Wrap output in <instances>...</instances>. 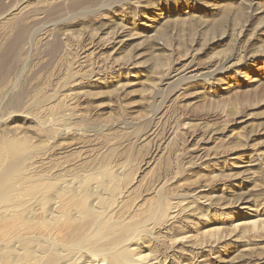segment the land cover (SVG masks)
I'll use <instances>...</instances> for the list:
<instances>
[{
    "label": "rangeland",
    "instance_id": "obj_1",
    "mask_svg": "<svg viewBox=\"0 0 264 264\" xmlns=\"http://www.w3.org/2000/svg\"><path fill=\"white\" fill-rule=\"evenodd\" d=\"M114 237L264 264V0H0V264H109Z\"/></svg>",
    "mask_w": 264,
    "mask_h": 264
},
{
    "label": "bare ground",
    "instance_id": "obj_2",
    "mask_svg": "<svg viewBox=\"0 0 264 264\" xmlns=\"http://www.w3.org/2000/svg\"><path fill=\"white\" fill-rule=\"evenodd\" d=\"M9 153H12V149L9 151ZM13 162L14 163H18V162H20L21 160H22V155H20L18 152H17V154H15V156L13 157ZM104 176H105V179L106 178H108V179H110V176L108 175V174H104ZM103 178V177H102ZM107 181V180H106ZM98 183H100V185L101 184H103V182L101 183L100 181L98 182ZM97 184V183H96ZM66 185V184H65ZM97 185H99V184H97ZM99 185V186H100ZM73 186H74V184H73ZM72 186V187H73ZM65 187V186H64ZM68 187V185L65 187V188H67ZM96 189V188H95ZM75 193V192H74ZM93 193V192H92ZM71 195H73V193L71 192L70 193ZM76 195V194H75ZM73 197V199L75 198L74 196H72ZM89 198H91V197H88V199ZM93 199V198H92ZM61 201H62V205H69L66 201H65V199H63L62 197H57L55 200H54V203L56 202H59V203H61ZM52 202V201H51ZM98 202V201H97ZM57 206V205H56ZM56 206H55V210H57L56 209ZM90 202L86 199V200H83V198L82 199H80V201H78V203H76V208L78 209V210H80V211H82L85 215V217L84 218H86V219H91V224L95 221V217H97L96 215L98 214L97 212H95V211H93L92 209H94V205H92V207H91V209H90ZM59 207V206H58ZM99 208V207H98ZM60 209V208H59ZM54 210V211H55ZM72 211V210H71ZM52 212H53V210H52ZM56 212L57 211H55V213L54 214H56ZM94 212L95 213H97L96 215H94ZM51 213V212H50ZM52 213V214H53ZM59 214V213H58ZM75 214V213H74ZM77 215H78V213H76ZM77 215H75V216H77ZM80 215V214H79ZM58 216V215H57ZM47 218H48V216H47ZM46 218V219H47ZM50 218V217H49ZM48 218V219H49ZM57 218V217H56ZM73 218H75L74 216H73ZM72 218V219H73ZM80 218H82V217H80ZM80 218H79V221H80ZM53 220H54V218H53ZM66 220V219H65ZM70 220H71V217H70ZM50 221V220H49ZM69 221V220H68ZM68 221H65V222H68ZM79 221H77V222H79ZM97 222V221H96ZM72 223V222H71ZM71 223H69V224H71ZM73 223H75V222H73ZM79 223H81V222H79ZM84 223V222H83ZM40 224V223H39ZM90 224V225H91ZM102 225H104L103 223H101ZM111 224L113 225V227L115 228V229H119L120 227H122V226H120V224H118V223H115L114 221H112L111 222ZM37 225V224H36ZM75 225H77V224H75ZM36 227V226H35ZM56 227H57V229H61V228H64V229H67V226H64V225H62L61 223L60 224H57L56 225ZM90 227V226H89ZM81 229L83 230V228H81V226L80 225H78L76 228H75V232H78V231H81ZM85 229H86V227H85ZM84 229V230H85ZM90 229V228H89ZM83 230V231H84ZM106 228H105V226H100V228H98V231H100V235L101 234H105L106 233ZM82 231V232H83ZM71 232V231H70ZM62 235V234H61ZM68 235V234H67ZM71 236V235H70ZM98 236V235H97ZM97 236H94V238H92L93 240L94 239H97ZM116 236V235H115ZM69 238V237H68ZM70 238H72V237H70ZM76 239L77 238H75V239H68L69 241H71L70 243H73V242H75L76 241ZM65 240V239H64ZM122 240V237H119V238H115L114 237V239H112V240H110V241H108V242H105V243H103V244H101L98 248H96V249H94L93 250V256L94 255H97V256H102L103 257V261H105V260H107L108 261V263L109 264H122L124 261H131L132 262V264H135V261L133 260V256H132V252H130V250L127 248V250L125 251V252H118L117 250H116V248H117V246L120 244V241ZM128 243H129V241H128ZM130 246V245H129ZM130 248V247H129ZM133 250V249H132ZM46 251H49V250H46ZM47 254V253H46ZM102 257H100V258H102ZM68 258V257H67ZM99 258V257H98ZM90 259H92L91 261H86L88 264L89 263H91V262H95V260L93 259V257L92 256H90ZM65 260V259H64ZM58 261V260H57ZM74 261V260H73ZM102 261V262H103ZM50 262V261H49ZM72 262V261H71ZM86 262H83V263H86ZM66 263V262H65ZM106 263V262H105ZM67 264V263H66ZM73 264V263H72Z\"/></svg>",
    "mask_w": 264,
    "mask_h": 264
}]
</instances>
